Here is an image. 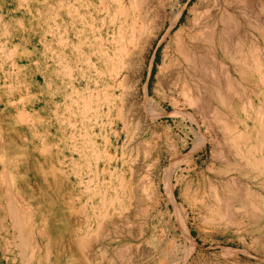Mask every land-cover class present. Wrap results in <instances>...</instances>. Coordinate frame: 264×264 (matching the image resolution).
I'll return each instance as SVG.
<instances>
[{"label":"rangeland","instance_id":"obj_1","mask_svg":"<svg viewBox=\"0 0 264 264\" xmlns=\"http://www.w3.org/2000/svg\"><path fill=\"white\" fill-rule=\"evenodd\" d=\"M108 1L0 0V264H264V0Z\"/></svg>","mask_w":264,"mask_h":264},{"label":"bare ground","instance_id":"obj_2","mask_svg":"<svg viewBox=\"0 0 264 264\" xmlns=\"http://www.w3.org/2000/svg\"><path fill=\"white\" fill-rule=\"evenodd\" d=\"M110 1V0H109ZM108 1V2H109ZM113 1H115L116 2V4H117V6H120L123 2H124V0H113ZM206 0H204V2H205ZM221 1H223L226 5V7L224 8V10H226L227 8H229V10H230V7H229V5L230 4H233V3H235V0H221ZM238 1H240V0H238ZM242 1V0H241ZM105 3V2H104ZM220 3V1L219 0H207V2L205 3L206 5H204V7H201L202 9H201V11H196V12H198V13H195V15L194 16H192L193 17V19H191V20H189V18H187L186 19V25L188 26V28H187V31H185L184 33H183V35H181V37H180V40H179V43H178V45H176L175 46V67L174 68H176L175 69V71L176 72H178V77H180L179 79H181V81H183V82H185L186 81V76L187 75H190V77H191V75L192 76H196L197 77V75H199L198 73H197V71H199V70H197L198 69V62H199V59L201 58L200 57V53H199V51H201V50H204V51H207L208 50V52L210 53H215L217 56H224V54H223V52H222V50H223V48L226 46V40L224 39V37H225V35H224V33L225 32H229V29L227 30V24L229 23V22H227L225 19V21L227 22V24L225 25L224 23H225V21L223 22L222 20H223V18L221 19V16L219 17V16H217L216 15V10H218V6L220 5L219 4ZM236 3H237V1H236ZM239 3V2H238ZM242 3V2H241ZM221 4H222V2H221ZM123 5V4H122ZM239 5V4H238ZM114 6V5H113ZM202 6V5H201ZM221 6V5H220ZM219 6V7H220ZM223 6V5H222ZM237 7V6H236ZM109 8V7H108ZM235 8V7H234ZM238 8V7H237ZM236 8V9H237ZM107 9V8H106ZM239 9V8H238ZM243 9V8H242ZM221 10V9H220ZM223 10V9H222ZM240 10V9H239ZM107 12V11H106ZM179 13H177V15L175 16V18L173 19V21L171 22V24H170V27L171 26H174L175 24H176V22H177V20H178V17L180 16V14H181V11H178ZM194 12V11H193ZM216 12V13H215ZM222 13H223V11H222ZM189 14V13H188ZM194 13H192V15H193ZM219 14V13H218ZM87 15V14H86ZM238 16V15H237ZM240 16V15H239ZM191 17V18H192ZM236 17V16H235ZM242 17V16H241ZM245 17V16H244ZM244 17H242L243 19H244ZM238 18H240V17H238ZM232 19V18H231ZM235 19H237V18H235ZM81 20V19H80ZM235 22V21H234ZM237 22V21H236ZM243 22V21H242ZM248 22V21H247ZM250 22V21H249ZM247 24V23H246ZM135 25V24H134ZM231 25V24H230ZM229 27V26H228ZM182 30V29H181ZM232 31V30H231ZM231 31L229 32V34L231 33ZM236 31V30H235ZM227 32V33H228ZM233 32V31H232ZM262 32V31H261ZM178 33V32H177ZM244 33V32H243ZM260 33V32H259ZM179 35V34H178ZM231 35H233V34H231ZM237 35V34H236ZM242 35V34H241ZM245 35V34H244ZM180 36V35H179ZM229 37V36H228ZM232 37V36H231ZM238 37V36H237ZM242 37V36H241ZM262 37V36H261ZM235 38V37H234ZM264 38V37H263ZM227 39V38H226ZM244 39V38H243ZM178 40V39H177ZM235 40V39H234ZM233 40V41H234ZM240 40V39H239ZM238 40V41H239ZM249 40V39H248ZM228 42V41H227ZM247 42V41H246ZM241 43V42H240ZM263 43V42H262ZM214 44V45H213ZM228 44L229 43H227V46H228ZM251 45V44H250ZM226 46V47H227ZM248 47H249V45H248ZM233 48V47H232ZM225 50V49H224ZM229 50V49H228ZM231 50V49H230ZM12 51V50H11ZM226 51V50H225ZM251 51V50H250ZM208 52H206V53H208ZM226 52H228V51H226ZM203 53V51L201 52V54ZM240 53V52H239ZM230 54V53H229ZM241 54V53H240ZM233 55V54H232ZM203 56V55H202ZM205 56H206V54H205ZM239 56V55H238ZM8 57V56H7ZM209 58H211V57H209ZM208 58V59H209ZM226 58V57H225ZM224 58V59H225ZM233 58V57H232ZM216 59V58H215ZM228 59V58H227ZM203 60V59H202ZM201 60V61H202ZM217 60V59H216ZM244 60V59H243ZM204 61V60H203ZM210 61V60H209ZM214 61V60H213ZM212 61V62H213ZM231 61V60H230ZM234 61V60H233ZM224 62V61H223ZM222 62V63H223ZM202 63V65H203V62H201ZM200 63V64H201ZM216 63V62H215ZM228 63H229V61H228ZM233 63V62H232ZM236 63V62H235ZM242 63V62H241ZM171 64V63H170ZM207 64H209V63H207ZM246 64V63H245ZM204 65H206L205 64V62H204ZM210 65H212V64H210ZM222 65V64H221ZM229 65V64H228ZM200 66V65H199ZM207 67V66H206ZM173 68V67H172ZM173 68V69H174ZM202 70V69H201ZM215 70V69H214ZM247 70V69H246ZM98 71V70H97ZM118 72V71H117ZM204 72V71H203ZM99 73V72H98ZM109 73V72H108ZM175 73V72H174ZM245 73H247V72H245ZM249 73V72H248ZM258 73V72H257ZM110 76V75H109ZM176 76V75H175ZM199 77V76H198ZM189 78V77H188ZM193 78V77H192ZM191 78V79H192ZM202 78V77H201ZM178 79V80H179ZM200 79V78H199ZM114 80V79H113ZM120 80V79H119ZM204 80H205V78H204ZM203 80V81H204ZM122 81V80H121ZM176 81V80H175ZM189 81V80H188ZM193 81V80H192ZM194 81H196V80H194ZM200 81V80H199ZM208 81V80H207ZM119 82V81H118ZM179 82H180V80H179ZM189 82H191V81H189ZM188 82V83H189ZM130 83V82H129ZM204 83V82H203ZM94 84V83H93ZM99 85V84H98ZM97 85V86H98ZM96 86V85H95ZM197 86V85H196ZM106 87V86H105ZM94 88V87H93ZM200 89H204L203 88V86L201 85L200 86ZM199 89V90H200ZM76 91V90H75ZM95 91H96V89H95ZM98 91V90H97ZM100 91V90H99ZM107 91V90H106ZM106 91L104 92V93H106ZM95 93V92H94ZM94 95H96V94H94ZM106 95H108V94H106ZM97 96V95H96ZM108 97H109V95H108ZM94 98V100H93V104L92 105H94V108H93V110L95 111V113H97L98 112V110H99V108L98 107H100V106H98L97 107V104H98V102H97V98L98 97H93ZM110 98V97H109ZM187 98V97H186ZM103 99V98H102ZM108 99V98H107ZM196 100V99H195ZM100 101V100H99ZM103 101V100H102ZM107 101V100H106ZM109 101V100H108ZM110 101H111V98H110ZM109 101V102H110ZM108 102V103H109ZM104 103H105V101H104ZM103 105V104H102ZM106 105V104H105ZM109 105H111V104H109ZM113 105V104H112ZM90 106V105H89ZM109 107V106H108ZM113 107H115V106H113ZM98 108V109H97ZM111 108V107H110ZM116 108V107H115ZM114 108V109H115ZM118 108H119V106H118ZM114 109H113V111H114ZM109 110V109H108ZM107 110V111H108ZM117 111V110H116ZM259 111V110H258ZM92 112V111H91ZM100 112H101V110H100ZM104 112H106V111H104ZM109 112H111V110L109 111ZM108 112V113H109ZM114 113H115V111H114ZM99 114V113H98ZM111 114V113H110ZM96 115V114H95ZM118 115V114H117ZM263 115V114H262ZM97 116V115H96ZM99 116V115H98ZM115 117H116V115H115ZM93 118H94V115H93ZM106 118H108V115H106ZM111 118V117H110ZM122 118V117H121ZM224 118V117H223ZM118 119H119V117H118ZM97 120V119H96ZM100 120V119H99ZM114 120V119H113ZM110 120H108V122H109ZM126 121V120H125ZM127 121H128V119H127ZM95 122V121H94ZM115 122V121H114ZM121 122H122V119H121ZM92 123V122H91ZM107 123V122H106ZM105 123V124H106ZM110 123V122H109ZM123 123V122H122ZM130 124V123H129ZM103 125V124H102ZM101 125V126H102ZM131 125V124H130ZM123 126V125H122ZM121 126V127H122ZM128 126V125H127ZM109 127V126H108ZM113 127V126H112ZM92 128V127H91ZM108 129V128H107ZM121 129V128H120ZM124 130V129H123ZM126 131V130H125ZM114 133V132H113ZM116 133V132H115ZM116 135V134H115ZM114 135V136H115ZM118 136V135H117ZM221 136V135H220ZM253 138V137H252ZM249 143V142H248ZM104 145V144H103ZM255 146V145H254ZM91 147V146H90ZM257 148V147H256ZM255 148V149H256ZM104 149V148H103ZM250 149V148H249ZM242 150V149H241ZM244 150H245V148H244ZM258 151V150H257ZM260 151V150H259ZM240 152V151H239ZM91 153V152H90ZM261 153V152H260ZM94 154V153H93ZM250 154V153H249ZM241 155V154H240ZM246 155V154H245ZM243 156V155H242ZM241 156V157H242ZM248 156V155H247ZM240 157V158H241ZM263 157V156H262ZM243 159H245L244 157H243ZM251 160H253V159H251ZM240 161V160H239ZM255 161V160H254ZM259 161V160H258ZM73 162V161H72ZM251 162V161H250ZM252 163H254V162H251V164ZM263 164V163H262ZM261 164V166H263ZM256 165V164H255ZM247 166V165H246ZM252 166H254V164L252 165ZM242 167H244V164H243V166ZM256 167V166H255ZM262 169V168H261ZM231 173V172H230ZM227 174V173H226ZM97 178V177H96ZM252 181V180H251ZM211 184V183H210ZM229 184V183H228ZM119 186V185H118ZM209 186V185H208ZM225 187H227V186H225ZM262 187V186H261ZM229 188V187H228ZM118 189H120V188H118ZM208 189H210V188H208ZM221 189V188H220ZM226 189V188H225ZM212 190V189H211ZM210 191V190H209ZM209 191H207V192H209ZM215 192H216V190H215ZM224 193V192H223ZM208 194V193H207ZM235 194V193H234ZM211 195V194H210ZM231 195V194H230ZM233 195V194H232ZM236 195V194H235ZM255 195V194H254ZM208 196H209V194H208ZM199 197V196H198ZM204 197H205V195H204ZM212 197H213V195H212ZM222 197V196H221ZM212 199V198H211ZM214 199V198H213ZM217 199H218V197H217ZM201 200V199H200ZM233 200H235V199H233ZM151 201V200H150ZM196 201V200H195ZM218 201V200H217ZM216 201V202H217ZM246 201H248V200H246ZM250 201V200H249ZM214 202V201H213ZM104 203V202H103ZM110 203V202H109ZM218 203V202H217ZM195 204V203H194ZM193 204V205H194ZM244 204V203H243ZM206 205H204V207H205ZM225 206V205H224ZM245 206V205H244ZM251 206V205H250ZM252 206H253V204H252ZM201 207V206H200ZM204 207H201V208H204ZM209 207V206H208ZM238 207V206H237ZM247 207V206H246ZM256 207V206H255ZM264 207V206H263ZM214 208V207H213ZM225 208V207H224ZM205 209H206V211H207V208L205 207ZM6 210V209H5ZM243 210V209H242ZM255 210V209H254ZM237 211H238V208H237ZM209 212V211H208ZM233 212V211H232ZM235 212V211H234ZM253 212V211H252ZM8 214V213H7ZM103 215V214H102ZM230 215V214H229ZM10 216V215H9ZM106 216V215H105ZM221 216V215H220ZM232 216V215H231ZM15 217H17V216H15ZM87 217V216H86ZM18 218V217H17ZM20 219V218H19ZM233 219V218H232ZM10 220H13V218L11 219L10 218ZM17 221V220H16ZM18 222V221H17ZM230 222V221H229ZM21 223V222H20ZM11 224V223H10ZM22 224V223H21ZM12 225V224H11ZM16 224H14V226H15ZM22 227V226H21ZM13 228V227H12ZM22 229V228H21ZM24 230V229H23ZM86 230V229H85ZM22 233V232H21ZM86 233V232H85ZM23 234V233H22ZM22 234H20V236L22 237ZM17 235V234H16ZM18 237V236H17ZM25 238V237H24ZM26 239V238H25ZM99 239V238H98ZM176 239V238H175ZM18 240V239H17ZM23 240V239H22ZM20 241V240H19ZM25 241V240H24ZM174 241V240H173ZM22 242V241H21ZM29 242V241H28ZM18 243V242H17ZM171 243H173V242H171ZM169 244V243H168ZM176 244H178V243H176ZM22 245V244H21ZM27 245V244H26ZM167 245V244H166ZM19 246V245H18ZM24 246V245H23ZM82 246H84V245H82ZM20 247V249L22 248L21 246H19ZM79 247V250H80V246H78ZM168 247V246H167ZM174 247V246H173ZM27 248V247H26ZM24 249H25V246H24ZM82 249H84V248H82ZM159 249H160V247H159ZM163 249V248H162ZM166 249V248H165ZM23 250V249H22ZM26 250V249H25ZM168 250V249H167ZM22 253H23V251H22ZM174 253V252H173ZM81 254V253H80ZM133 254V253H132ZM22 255V254H21ZM82 255V254H81ZM165 255V254H164ZM83 256V255H82ZM166 256V255H165ZM164 256V257H165ZM24 256H21V258L22 259H24L25 260V258H23ZM27 257V256H26ZM86 257V256H85ZM167 257V256H166ZM169 257V256H168ZM167 257V258H168ZM31 258V257H30ZM84 258V257H83ZM87 258V257H86ZM90 258V257H89ZM171 258V257H170ZM34 260V259H33ZM162 260H164V259H162ZM169 260V259H168ZM178 260H179V258H178ZM23 261V260H22ZM26 261H27V259H26ZM85 261H87V260H85ZM167 261V260H166ZM20 262V261H19ZM24 263V262H23ZM37 263V262H36ZM43 263V262H42ZM87 263V262H86ZM176 263V262H175ZM173 264V263H172Z\"/></svg>","mask_w":264,"mask_h":264}]
</instances>
